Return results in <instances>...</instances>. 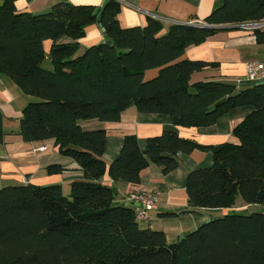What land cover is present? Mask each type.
Returning a JSON list of instances; mask_svg holds the SVG:
<instances>
[{"label": "trees", "instance_id": "16d2710c", "mask_svg": "<svg viewBox=\"0 0 264 264\" xmlns=\"http://www.w3.org/2000/svg\"><path fill=\"white\" fill-rule=\"evenodd\" d=\"M14 2L0 0V73L31 97L17 133L28 142L53 139L84 178L71 182L65 195L57 184L0 188V264H264V84L190 82L208 64L179 59L220 26L264 21V0H222L204 25H166L147 16L141 27H122L119 0H106L99 16L106 39L80 53L78 39L97 21L94 6L57 2L44 12L19 13ZM253 33L264 43V29ZM64 37L69 41H60ZM156 68L155 77L144 78ZM130 105L139 113L167 114L184 127L212 125L234 107L252 110L232 130L236 144L203 146L163 131L141 149L136 135L126 134L107 164L106 131L85 130L80 122H117ZM2 119L0 110V141ZM194 149H209L212 164L188 173L186 210H227L168 244L163 231L136 220L134 207L114 200L121 185L138 184L150 164L166 173L178 166V152ZM106 167L112 184L100 182ZM255 204L259 211L242 210Z\"/></svg>", "mask_w": 264, "mask_h": 264}, {"label": "crops", "instance_id": "0c3cea01", "mask_svg": "<svg viewBox=\"0 0 264 264\" xmlns=\"http://www.w3.org/2000/svg\"><path fill=\"white\" fill-rule=\"evenodd\" d=\"M106 0H15L16 12L39 13L48 10L57 2L88 4L94 6L97 21L85 27L84 35L78 39L79 52L85 48L104 42L103 29L99 16ZM117 14L122 27L144 26L147 16L156 17L166 25L170 23H187L204 18L218 7L222 0H119ZM264 29V28H261ZM60 41H69L61 38ZM52 41L43 42L45 52H49ZM179 59L204 61L208 65L190 76V82L222 81L236 83L237 87H251L258 82L244 79L247 61L264 59V43H258L253 31L237 26H220L206 40L187 47ZM49 67V64L47 63ZM159 69H149L144 73L145 79L158 74ZM31 99L0 73V110L4 136L0 141V188L8 185L24 184V181L37 186L57 184L60 191L69 192L70 183L80 181L83 172L79 165L69 157L60 154L54 146L53 139L24 141L17 133L19 119L24 105ZM252 110L249 105L230 109L219 117L215 123L207 126L184 127L173 125L169 115L139 113L133 105L122 113L117 122H102L96 119L80 122L85 130L104 129L106 131L103 158L110 163L118 157L126 134H134L141 149L148 137L161 134L163 131L175 132L178 136L192 140L199 145L212 146L224 142L238 143L232 134ZM44 146V150H38ZM179 164L176 168L163 173L161 167L150 164L141 175L138 184H124L119 189L115 204L121 203L135 189L158 194L157 206L148 212V222L144 227L164 232L168 244L178 240L184 234L197 228L201 223L215 215H222L227 209H202L187 211L186 178L188 173L212 164V153L209 149H194L185 154L177 153ZM59 166L60 171H50ZM108 167L100 179L101 183L112 184ZM241 202L239 201V206ZM241 208V207H240ZM212 211H220L214 213Z\"/></svg>", "mask_w": 264, "mask_h": 264}, {"label": "built area", "instance_id": "2783aa9c", "mask_svg": "<svg viewBox=\"0 0 264 264\" xmlns=\"http://www.w3.org/2000/svg\"><path fill=\"white\" fill-rule=\"evenodd\" d=\"M187 24L204 25L205 23L202 20H193L187 22ZM241 27L253 31L256 28H264V21L241 24ZM244 79L251 82L264 81V59L247 61L245 63ZM44 149V146L38 148V150ZM26 183L27 182L24 181V184ZM123 201L134 205L136 209L135 218L138 222L147 223L149 219L148 212L157 206L158 194L154 191L146 192L142 189H135L130 192Z\"/></svg>", "mask_w": 264, "mask_h": 264}, {"label": "rangeland", "instance_id": "374dc122", "mask_svg": "<svg viewBox=\"0 0 264 264\" xmlns=\"http://www.w3.org/2000/svg\"><path fill=\"white\" fill-rule=\"evenodd\" d=\"M61 193L63 194V195H65L66 194V191L64 190V191H62L61 190ZM239 198H240V202H241V197L240 196H238V198H237V202H236V204H235V206H239ZM237 208H240V207H237ZM219 208H217V209H213V210H218ZM242 210L244 211V212H246V213H251V212H254V211H259L260 210V206H258L257 204H255V205H248V206H244L243 208H242ZM213 212V214L214 213H218V212H220V211H212ZM216 216H219V215H215V217ZM202 224V223H201ZM142 225V224H141Z\"/></svg>", "mask_w": 264, "mask_h": 264}, {"label": "water", "instance_id": "95a60500", "mask_svg": "<svg viewBox=\"0 0 264 264\" xmlns=\"http://www.w3.org/2000/svg\"><path fill=\"white\" fill-rule=\"evenodd\" d=\"M258 84H264V81H260V82H258ZM126 205L131 206V207H134V205H131V204H128V203ZM215 218L218 219V218H221V216H217ZM209 220H207V221H209ZM193 230L194 229H192V230H190L188 232H185L184 234H180L179 237H178V239H179L178 242L181 241L185 236L189 235Z\"/></svg>", "mask_w": 264, "mask_h": 264}]
</instances>
